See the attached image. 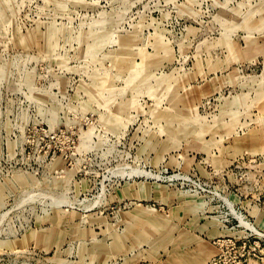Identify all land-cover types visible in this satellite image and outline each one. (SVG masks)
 I'll return each instance as SVG.
<instances>
[{
	"label": "rangeland",
	"instance_id": "rangeland-1",
	"mask_svg": "<svg viewBox=\"0 0 264 264\" xmlns=\"http://www.w3.org/2000/svg\"><path fill=\"white\" fill-rule=\"evenodd\" d=\"M0 264H264V0H0Z\"/></svg>",
	"mask_w": 264,
	"mask_h": 264
}]
</instances>
